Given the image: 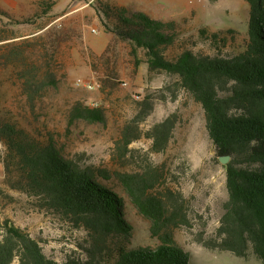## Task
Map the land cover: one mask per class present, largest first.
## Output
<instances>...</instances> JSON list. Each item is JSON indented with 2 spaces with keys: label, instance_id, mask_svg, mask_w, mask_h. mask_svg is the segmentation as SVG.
Here are the masks:
<instances>
[{
  "label": "rangeland",
  "instance_id": "rangeland-1",
  "mask_svg": "<svg viewBox=\"0 0 264 264\" xmlns=\"http://www.w3.org/2000/svg\"><path fill=\"white\" fill-rule=\"evenodd\" d=\"M106 2L55 1L39 16L30 0H0V126L14 124L30 140L51 144L79 166L95 168L96 180L122 199L131 226L128 247L161 243L152 233V220L122 182L123 174H141L150 181L147 194L160 197L170 212L178 208L177 224L164 232L173 231L193 264H263L251 245L245 256L219 247L229 198L226 164L209 135L202 105L177 74L151 69L145 49L105 29L102 19L115 23L97 10ZM188 2L199 9L177 22V41L168 57L184 50L228 56L245 48L250 18L245 0ZM27 18L32 22H24ZM202 29L207 33L200 34ZM77 102L103 109L105 121L72 119ZM168 118L174 122L170 139L157 146L153 130ZM0 142L5 146L0 153V240L6 223H12L37 239L58 264L69 256L86 258L88 231L22 189L21 168L10 159L1 135ZM12 264H20L19 253ZM102 264L112 261L106 257Z\"/></svg>",
  "mask_w": 264,
  "mask_h": 264
},
{
  "label": "trees",
  "instance_id": "trees-1",
  "mask_svg": "<svg viewBox=\"0 0 264 264\" xmlns=\"http://www.w3.org/2000/svg\"><path fill=\"white\" fill-rule=\"evenodd\" d=\"M245 1L250 7L248 41L241 52L228 56L184 50L170 58L167 51L177 41L176 22L153 19L110 2L101 3L97 10L115 20L111 26L102 19L108 32L145 49L151 69L177 74L181 86L202 105L217 154L230 156L225 166L229 198L219 228V247L245 256L251 245L264 264V0ZM54 3L41 1L36 13L46 14ZM211 37L218 38L216 33ZM71 117L105 121L103 109L81 102L73 106ZM173 126L168 118L154 128L157 146L167 144ZM0 127L10 159L21 168L22 189L40 196L48 208L91 237L87 257L69 256L64 264H102L106 257L112 264H193L173 231L164 232L171 223L177 224L178 208L170 212L160 197L147 194L150 181L146 176L123 174L122 182L140 211L152 220V233L161 243L156 248H130L126 239L131 226L122 213V199L96 180L95 168L79 166L51 144L30 140L14 124ZM17 253L20 264H58L44 253L37 239L6 223L0 264H12Z\"/></svg>",
  "mask_w": 264,
  "mask_h": 264
},
{
  "label": "crops",
  "instance_id": "crops-1",
  "mask_svg": "<svg viewBox=\"0 0 264 264\" xmlns=\"http://www.w3.org/2000/svg\"><path fill=\"white\" fill-rule=\"evenodd\" d=\"M44 0H30V8L37 10ZM57 4H66L72 0H55ZM92 4L97 0H87ZM102 1V0H101ZM111 4L122 6L133 11H141L153 19L178 22L180 18L191 17L199 8L188 0H105ZM113 37V36H112Z\"/></svg>",
  "mask_w": 264,
  "mask_h": 264
},
{
  "label": "built area",
  "instance_id": "built-area-1",
  "mask_svg": "<svg viewBox=\"0 0 264 264\" xmlns=\"http://www.w3.org/2000/svg\"><path fill=\"white\" fill-rule=\"evenodd\" d=\"M94 31H96V30L94 29ZM88 87L89 88H94V86L91 85V84H89ZM4 149H5V146L3 145L2 142H0V153H3Z\"/></svg>",
  "mask_w": 264,
  "mask_h": 264
},
{
  "label": "water",
  "instance_id": "water-1",
  "mask_svg": "<svg viewBox=\"0 0 264 264\" xmlns=\"http://www.w3.org/2000/svg\"><path fill=\"white\" fill-rule=\"evenodd\" d=\"M220 160H221L223 163L227 164V163L229 162V160H230V156H221V157H220Z\"/></svg>",
  "mask_w": 264,
  "mask_h": 264
}]
</instances>
